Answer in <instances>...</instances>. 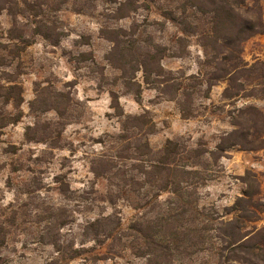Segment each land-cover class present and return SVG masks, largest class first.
I'll list each match as a JSON object with an SVG mask.
<instances>
[{"label":"rangeland","instance_id":"374dc122","mask_svg":"<svg viewBox=\"0 0 264 264\" xmlns=\"http://www.w3.org/2000/svg\"><path fill=\"white\" fill-rule=\"evenodd\" d=\"M144 2L149 10L138 7L122 19L112 16L116 4L98 0H49L40 9H25L20 3L25 11L16 22L8 10H0L2 264H148L139 255L144 243L134 235L125 236L129 225L141 217L153 220L159 214L178 213L179 206L169 192L156 196L154 189L138 185L145 178L129 171L137 161L116 156L124 155L123 149L135 140L147 141L148 156L158 155L168 140L179 141L187 150L211 151L232 130L229 110L253 105L264 112L261 98L225 101L223 81L208 89L203 80L192 88L194 115L189 118L181 115L177 99L143 83L141 71L135 72L140 101L126 92L120 70L106 59L112 43L103 30L131 33L136 28L128 38L150 36L167 46L180 35L175 26L162 28L156 22L161 19L159 2L138 0L137 5ZM262 10L264 18V0ZM36 11L40 15L35 16ZM43 14L50 30L39 28ZM44 29L51 34L48 39L42 35ZM9 31L22 34L26 41L10 40ZM186 52L161 61L182 79L183 87L193 80L187 76L206 78L210 71L202 65L204 53L196 37H189ZM242 56L249 63L264 61V32L244 42ZM112 91L118 95L120 116L111 107ZM140 114L153 123L151 133L122 130L127 116ZM100 155L107 158L101 161ZM199 160L205 168L195 167L196 185L185 196L193 199L195 210L175 221V232L183 233H176L180 253L168 264L222 262L218 243H200L194 228L201 224L216 228L219 220L232 217L229 208L245 188L241 176L246 171L257 175L264 202V149L249 151L235 145L217 159L206 153ZM140 197L144 208L137 206ZM105 217L110 221L102 220ZM193 218L195 223L189 222ZM99 219L105 228L117 229L109 236L92 235L96 228L86 227ZM254 224H264V213ZM209 235L205 231L204 239Z\"/></svg>","mask_w":264,"mask_h":264},{"label":"trees","instance_id":"16d2710c","mask_svg":"<svg viewBox=\"0 0 264 264\" xmlns=\"http://www.w3.org/2000/svg\"><path fill=\"white\" fill-rule=\"evenodd\" d=\"M98 1L102 4H116L111 12L116 19L128 17L129 13L135 12L138 7L150 9L147 2L137 5L138 0ZM146 1L160 3L158 8L161 19L156 22L162 28L171 24L180 31V35L173 41V46L158 44L150 36L141 40L128 38V35L136 32V28H133L131 33H127L125 29L103 30L104 37L112 43L106 59L114 68L120 70L125 91L134 96L136 101L141 99V85L135 81L136 71H141L143 83L157 89L169 99H177L184 118L194 115L191 106L194 93L192 88L201 84L203 80L208 89L219 81L225 82L226 86L222 91V98L225 101H235L240 98L264 99V61L255 60L249 63L242 56L244 42L264 32L263 0ZM20 3L25 9H40L41 5L48 4L49 0H36L33 3L27 0H0V10H8L16 22L17 15L23 16L25 11ZM34 15H40V12L36 11ZM42 18L39 21V28L50 30L51 27L47 26L44 14ZM45 29L42 35L48 39L51 34ZM191 36L196 37L197 43L202 47L204 53L202 65L210 67V71L206 78L187 76L186 78L193 80L187 84V87H183L182 79L176 77L172 71L166 70L161 61L164 57H182L186 54ZM9 39L26 41L22 34L14 36L10 31ZM111 107L118 111L117 115L123 114L118 95L113 91ZM228 118L232 130L220 137L214 150H187L185 147L181 148L179 141L168 140L158 155L148 156L151 151L147 141L141 143L140 140L137 143L135 140L123 149L126 151L124 155L116 156L137 161L138 164H132L129 171L145 178L142 183L138 182V185L142 184L154 189L156 196L161 192H169L176 197L175 202L179 206L178 213L159 214L153 220H142L141 217L129 225L130 232L125 236L134 235L136 240L144 243L145 246L139 255L145 257L148 264H168L173 260L174 255L180 253L181 245L177 242L176 233H183L180 230L175 232V227L178 226L174 223L178 220V216L184 218L189 211L195 210L193 199H185V196L188 197L189 189L196 185L193 181L198 174L195 167L203 165L205 168V164L199 160L201 157L207 153L212 159H217L235 145L249 151L264 149L263 111L253 105L234 107L229 110ZM122 126V130H130L131 133L147 134L153 131V123L146 119L145 114L127 116ZM99 158L104 161L107 155H100ZM94 171L98 172L96 169ZM125 181L123 186L126 187ZM241 181L245 188L229 208L232 217L219 220L216 228H206L207 225L201 224L199 228H194V231L201 237L200 243L208 240L218 243V255L222 258L220 264L233 262L264 264V224L261 226L254 224L261 220V214L264 213L260 183L257 175L252 171H246L241 176ZM142 198L144 197L138 199L137 206L144 208L145 205L141 203ZM102 220L110 221V217ZM102 220L89 223L87 230L92 231L96 228L92 235L109 236L117 229V226L110 228L111 230L105 228ZM194 220L195 218L190 219L189 222L195 223ZM180 229L184 231L183 225ZM205 231H209L210 234L206 240ZM85 234H88V231ZM1 237L0 245L3 243L4 235ZM183 249L185 250L186 247L184 246ZM0 264H2L1 256Z\"/></svg>","mask_w":264,"mask_h":264}]
</instances>
